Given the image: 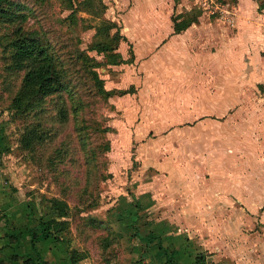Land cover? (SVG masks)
I'll list each match as a JSON object with an SVG mask.
<instances>
[{"label": "rangeland", "instance_id": "1", "mask_svg": "<svg viewBox=\"0 0 264 264\" xmlns=\"http://www.w3.org/2000/svg\"><path fill=\"white\" fill-rule=\"evenodd\" d=\"M173 2L179 11L178 16L173 13V21L182 18L194 22L199 16L192 0ZM114 5L113 0H0V246L12 244V237L30 227L33 218L47 220L50 201L57 200L63 204L64 216L51 225L56 240L51 246L56 247L45 254L50 245L38 246L48 264H65L66 252L70 251L77 254L73 257L76 264H146L137 259L142 252L141 245L136 246L142 219L154 221L156 216L162 218L176 211L142 210L137 199L148 192L150 201L154 187L166 192L167 176L187 178L199 171H212L211 163L189 160L215 148L223 156L224 170L230 166L224 156L233 155L237 158L232 160L234 170H253V184H264L261 130L252 134L240 128L215 131L208 126L202 130L198 124L188 129L177 122L176 130L154 128L159 126H154V120L165 124L168 117L167 83L158 84L154 94V74L142 75L128 64L133 60L131 45H126V58L119 60L121 25L113 18ZM24 38L36 39L40 47L53 53L65 79L88 87L85 70L95 71L109 95L93 96L92 88L91 96L83 91L86 107L74 109L75 120L72 116L62 126L50 122L54 112L46 98L36 117L33 113L37 109L17 111L13 98L22 71L16 72L11 66L10 45ZM82 56L86 62L81 61ZM69 99L73 106L75 98ZM34 124L43 140L25 149L20 138ZM215 134L222 139L217 146L209 141ZM253 136L258 138L254 142ZM253 151L259 155L255 162L251 160ZM195 180H191L192 189L196 188ZM245 180L238 182L245 184ZM163 195L159 196L161 201L166 200ZM245 198L248 195L240 194L238 201L234 199L232 210L224 207L221 212L213 211L221 228L216 235L200 237L195 230L182 228L187 236L190 233L193 255L202 257L200 262L195 259L198 264H209L204 257L211 264H243L247 260L264 264V193L251 206L246 205ZM231 226L235 227L232 231ZM4 235L9 238L3 239ZM0 264H5L1 254Z\"/></svg>", "mask_w": 264, "mask_h": 264}, {"label": "crops", "instance_id": "2", "mask_svg": "<svg viewBox=\"0 0 264 264\" xmlns=\"http://www.w3.org/2000/svg\"><path fill=\"white\" fill-rule=\"evenodd\" d=\"M192 1L198 9L195 1ZM113 2L115 5L112 13L116 14L113 18H117L116 21L121 25L117 47L119 60L126 58V45H131L133 60L128 64L130 68L138 69L142 75L151 74L153 77L154 74V94L159 90L158 84L167 83L165 99L168 117L165 124L154 120V126L159 125L154 128L176 130L177 122L178 126L184 125L188 129L198 124L202 125V130L209 126L215 131L226 127L229 130L240 128L251 134L260 130L264 132V15L254 0L233 1L231 6L235 9V18L232 26L204 16L198 9L199 16L195 17L194 22L183 25L179 30H176L174 23L178 24L183 19L173 21L179 15V11H175L177 6L174 8L173 0ZM173 13L176 14L175 17L172 16ZM176 113L178 116H175ZM235 117L240 118L234 121ZM253 137V142L258 139ZM209 141L211 145L217 146L222 139L219 134H215ZM261 141L264 144V137ZM217 153L215 148L209 154L189 160L211 163L212 171H199L187 178L162 177L167 180L169 187L165 189L166 192L154 187L150 201L148 192L140 194L137 199L140 202H137L142 210L154 207V211L176 212L172 215L164 214L162 218L156 216L154 221L146 218L143 220L140 215V237L136 246L141 245L142 252H136L140 255L137 259L146 264H198L202 257H198L197 263L190 233L187 236L184 233L186 229L183 231L182 228L186 227L188 232L195 230L200 237L216 235L221 232V228L217 227L218 221L214 219L213 211L221 212L224 207L234 209L233 201H238L240 194L248 195L249 198L244 201L251 206L264 193V184L259 187L253 184V170L249 173H241L238 168L234 170L232 160L237 158L233 155L224 156H227L226 162L230 165H226L224 170L221 166L223 156L220 152ZM255 153L253 151L251 155L252 162H255V156H259ZM237 164L238 160L235 165ZM244 178L245 184L240 185L238 180ZM191 180L197 182L194 189L190 188ZM255 193H258L257 196ZM163 194L166 200L161 201L159 196H164ZM234 228L231 226V231ZM148 235L151 236L150 240L146 239ZM185 248L188 250L184 252ZM44 253L49 254L50 251ZM249 257L248 255L247 259ZM243 264L253 263L247 260Z\"/></svg>", "mask_w": 264, "mask_h": 264}, {"label": "trees", "instance_id": "3", "mask_svg": "<svg viewBox=\"0 0 264 264\" xmlns=\"http://www.w3.org/2000/svg\"><path fill=\"white\" fill-rule=\"evenodd\" d=\"M218 1L227 3L226 1L228 0ZM254 1L264 15V0ZM230 4H233L232 0ZM187 23L189 22L182 20L178 23V26H175L176 30H179V28ZM10 49L12 51L10 61L13 70L16 72L22 71L18 91L13 98L17 111L32 112L34 109H37V112L33 113V117H36L41 112L40 109L43 99L46 98L54 112L53 117L51 116L50 118V122L62 126L69 122L72 116V119L75 120L74 109H83L86 107L87 103L83 100L85 96L83 91L88 96H91L90 89L92 88L94 90L93 96L101 95L106 98L109 95L103 89L102 81L93 70H85L87 76H89L88 83L90 84L88 87L79 81L65 79L63 77L64 70L61 65L57 64L56 57L54 58L53 53L49 52L47 48L45 51V49L40 47L36 39L24 38L22 40H13ZM83 57H80L81 61L86 62V58L84 60ZM68 91H71V94L67 95ZM65 95L66 98H63ZM71 97L75 98V102L72 104L73 106H71V100L69 99ZM66 99H68V102ZM37 127L38 125L34 124L22 134L20 144L25 149H28L33 143L37 144L43 140L41 136L42 132H39V128ZM50 205L47 220L42 217L33 218V223L31 222L30 227L20 230L21 233L19 236L16 234V236L12 237L14 239L12 244L5 242L0 246L1 248L3 247L0 254L1 257H4L6 264H48L46 258L43 259L40 250H38V246L41 244L50 245L46 248L47 252L56 247L51 246L56 241L52 236L51 225L56 219L64 216L62 211L63 204L61 202L52 200L50 201ZM137 207L138 204H135V208ZM128 218H130L129 214ZM4 238H9V236L4 235ZM146 239L150 240L151 236L148 235ZM76 255L72 251L66 252L65 264H76L77 259L73 260V257ZM168 264L172 263L169 262Z\"/></svg>", "mask_w": 264, "mask_h": 264}, {"label": "built area", "instance_id": "4", "mask_svg": "<svg viewBox=\"0 0 264 264\" xmlns=\"http://www.w3.org/2000/svg\"><path fill=\"white\" fill-rule=\"evenodd\" d=\"M198 9L204 16L214 18L228 26H232L235 18V9L227 3L218 0H194ZM262 107L264 110V92L262 94Z\"/></svg>", "mask_w": 264, "mask_h": 264}]
</instances>
